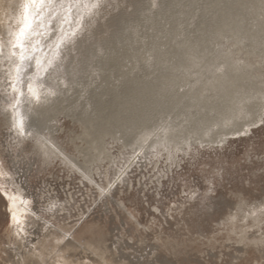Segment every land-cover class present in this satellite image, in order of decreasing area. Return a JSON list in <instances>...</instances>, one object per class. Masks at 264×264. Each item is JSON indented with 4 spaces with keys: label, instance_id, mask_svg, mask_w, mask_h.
<instances>
[{
    "label": "rangeland",
    "instance_id": "374dc122",
    "mask_svg": "<svg viewBox=\"0 0 264 264\" xmlns=\"http://www.w3.org/2000/svg\"><path fill=\"white\" fill-rule=\"evenodd\" d=\"M0 264H264V0H0Z\"/></svg>",
    "mask_w": 264,
    "mask_h": 264
}]
</instances>
